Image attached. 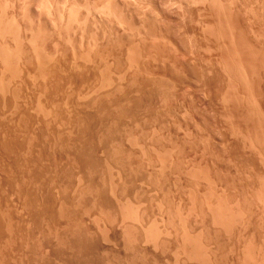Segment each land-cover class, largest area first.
Listing matches in <instances>:
<instances>
[{"label":"rangeland","instance_id":"374dc122","mask_svg":"<svg viewBox=\"0 0 264 264\" xmlns=\"http://www.w3.org/2000/svg\"><path fill=\"white\" fill-rule=\"evenodd\" d=\"M76 1H78V2H76ZM89 2H88V0H57V1L56 0H46V1L45 0H0V13H1L0 14V22H1L0 23V55L4 53V55L7 56L9 54L7 57H9V58L15 57L17 60H20V64H24L25 66H28V65L31 66L29 68H33V66H35V64L37 63L36 62L37 60L35 58L33 59V56H35L36 58L43 56V58L49 59L48 66L52 65L49 68L54 66L55 71H56V75L57 76L60 75L61 78L59 76L58 77L60 80L61 79L62 80L57 82L56 76L54 78L52 77L53 79H51V77L48 78V80H52V82H54V83L56 82L57 86L59 83L60 86H58V87H56V85H54V83H52L51 81H49V85L47 83H45L44 81L42 83H40L41 86H43L42 88L45 90V93L43 92L41 94L42 98L44 99L43 96H45V98H48L50 96L51 97H57V95L59 98L60 97H66V96L68 98V97H70L69 95L71 94L72 95L71 99L72 100L74 99L73 101H71V102H73L72 104L70 102L68 104L66 103L67 106L65 105V103L64 104L61 103V105H57L58 109L61 106L60 113H62L63 111L65 113L71 112L70 113V114H72L71 115V118H72L71 121H69V122H67V121L60 122L59 121L58 122V121H54L53 117H52V119H51V117L50 118L46 117V119H45L44 114L36 106L33 105L34 100L32 101V98L28 97L29 99H31V100H29L27 97L24 96V98L21 99L23 97V94L25 95L28 92L26 94V96H29V95L33 94L34 92H36V90H38L37 88H38L39 80L37 81L34 79V81H35V82H33L34 84L38 82V84L35 86L31 83L33 81L32 79H30L32 76H27V78L29 79L28 80L25 77V75H22V77L18 78V81L16 79V81H17L16 83L20 84V85L18 84L19 88H20L19 91L22 92V94L20 93L21 94L20 95L21 98L19 97L20 100H19V98L17 99L18 100L17 104H20V105H17V107L14 109H11L8 104L7 105L6 104L0 105V110L3 108L5 110V111L1 110L2 113L0 111V119H1L0 120V128H1L0 129V143H1L0 146H3V145L6 146V144L10 145V143H11V145L19 144L23 140V138H22L23 136L20 137L22 135V134H20L21 130H24L25 128L26 129H33V131L35 133H38V131H40V129L41 130L44 128L46 129L48 126H49L48 128H50V129H57V127L60 129H62V128L67 129L69 127L68 126V124H69L70 130H72V129L74 131L80 130L81 133L84 132L85 130L88 131L91 127H93L91 125L89 126L90 123H88L87 122L88 120H86L87 115H90V113H92L94 111V109L92 110L93 107L90 104L91 99L95 98L98 95H99L98 97L103 96L104 95L103 93L105 92V90L106 91L112 90L111 85H108V84H105V86H104V84L100 85V83L102 82L103 76L107 72L106 68H109V67L113 68V70L111 68H109L110 71H112V73H114L113 72L114 70L118 71V70L124 69L122 72L124 73V75L126 74L125 79L127 81L128 78H131L130 76L133 74V72L136 73L135 69L133 70V68H135V66H130L129 64L131 62L137 61V63L139 62L138 63L139 67H136V69L137 68H139V69H138V72L136 74L135 73L133 74V77L134 76L135 77L132 81L130 80L132 83L129 80L128 81L131 84L128 83V81L127 82L125 81L126 83H124V84H126V86L123 85L122 86L123 89L119 90V93L122 90L123 92H125V91L130 92V95L131 94H133V95L135 94L137 96L140 95V97L143 98V100H144V101H142L140 99L141 102L145 104L144 105L145 107H143L144 109H142V111H140L142 113V114L140 113V115L145 116V117L142 118L141 116H137L139 118L136 119L137 118L136 117L135 118L136 120L131 119V122H130V120H128L127 121L128 124H126L127 126L125 125V127H127L128 129L127 128L123 129L121 134L123 132H125V133H123L124 135L120 134L121 137L122 136L123 137L122 138L120 137L121 140H119V142H118L121 145L120 146L121 148L119 151H121V153L125 151L124 157L127 158L126 159V161H127L126 162L127 163L126 172L127 173L125 172V175H127L129 173L130 176L128 175L127 178H125V181L123 179L124 188L122 186L123 184H121V186H119V189L122 188V190L118 189L116 193L114 191H112L110 183H108L106 180H105V183L100 184V186L98 188V190H99L98 196H101V198L106 202V205L108 206V210L99 211V210H97L98 209L97 206L95 208H94V206L93 207L89 206L87 209H84V210L75 207L74 211L72 213H73V216L76 217V219L78 220V224H76L78 227H74L73 224L72 225L70 223L67 224V222L64 220V219H66V217L63 215L62 211H60V209L56 203L57 198H59L61 195V192H60L61 190H60L58 184H56V182H51V183L49 182L47 184L43 183V185H42V182L40 183V181H37V180H34V181L31 180L30 181V179H28V178H24L26 181L25 180L22 181L21 180L22 178H20V177H18L19 178V180H18L16 178L17 175L15 173H14L15 177L13 178L14 174H11V176H12L11 177L10 173H12V171L9 173V170H11V169L9 167H7L8 160H6V157L8 159V156L3 154L2 153L3 151H1V149H0V152L2 153V154L0 153V159H1L0 165L3 166V167L0 166V170H1L0 171V264H77V262L79 260L76 258V256L78 257V255L75 254L76 255L75 256L69 247V244L71 241V238H69L70 237L69 231H71V229L73 230L75 228H78V229L80 228V230L82 232L87 234V237H89L90 240H92V242L94 243L93 245L96 247L95 248L96 251L93 255H91V258L89 257V259L87 258L86 261H84L85 264H96V262H97V264H106V263L107 264H163V263L164 264H213V263H211V262H209L203 258V255L201 252L202 248H199L200 247L199 243L201 244L200 241L204 240V237H206L207 233H210L212 238L215 236V238L213 239L215 241V245L213 246V248L215 247L214 253L216 255L215 256L216 257V263H214V264H219V263L220 264H233V263L234 264H238V263H241V264L244 263L245 264V262L247 260H248L247 264H249V263L253 264V260L256 258V252H255L256 250H257V252L262 250L260 253L261 256L264 254V252H263L264 251V244H262V243H264V225H262V224H264V218H263L264 217V213H263L264 210L262 209L263 208L262 204L260 202L258 204L256 202L257 200H254V199L258 198V197H256L257 191L255 190V189H257V190L259 189L257 187L259 184L258 182L260 181L261 177L264 178V174H262V173H264V166H263L264 165V163H263L264 158L262 159V157L264 156L263 155L264 154V144H263L264 143V0H168L167 2H166V0H115V1L114 0H89ZM93 2H95V3H93ZM212 2H214V3H212ZM101 4H102V6H101ZM41 5L44 7H42ZM55 5H58V6H55ZM4 7H6V9ZM36 7H38V8H36ZM93 7H94V9H93ZM67 9H68V13L65 14L64 12H67ZM103 9H105V10H103ZM106 9H108V10H106ZM98 10H100V12ZM95 11H97V12L95 13ZM103 12L104 13L106 12V13L104 14ZM46 13L48 15H46ZM70 13L72 15H69ZM54 14L56 17L54 16ZM57 14H58V16H57ZM62 14H63V17H62ZM67 15H69V16L67 17ZM108 16H110V18ZM117 16H118V18H117ZM85 17H86V19H85ZM66 18H68L69 21ZM70 18H72V19H70ZM60 19H61V21L63 19L65 21L63 20V22H61ZM115 19L119 20V21H116ZM168 20L169 21L171 20V21L169 22ZM75 21L76 22L78 21V22L76 23ZM67 22H69V23H67ZM109 22H111V23H109ZM117 22H119V23H117ZM79 23H82V24H79ZM121 23H122V25H121ZM6 24H8V25H6ZM77 24H79L80 26L79 25L77 26ZM123 24H124V28L121 27V26H123ZM71 25L73 28L71 27ZM1 26H3V27H1ZM68 26H70V27H68ZM75 26L78 28H75ZM84 29H85V31H84ZM103 29H106V30H103ZM167 29H169V30H167ZM158 31H161V32L158 33ZM113 33H115V34H113ZM214 35H215V37H214ZM115 36H116V38H115ZM142 36H144V37H142ZM12 38H13V40H12ZM112 40H113V43H112ZM37 41H39V42H37ZM33 42H35V43L33 44ZM96 42H97V44H96ZM93 44H95V45H93ZM164 44L166 46H164ZM172 44L174 45V47ZM144 45H146V46H144ZM35 46H37V47H35ZM91 47L92 48L95 47V48L92 49ZM101 47H104V48H101ZM206 47H208V48L206 49ZM40 49H41V51H40ZM101 49L104 52V53L102 52L103 55L101 53ZM133 49H135V50H133ZM138 49H139V51H138ZM171 49H173V50H171ZM200 49H201V51H200ZM34 50H35V52H34ZM136 50H137V52H136ZM193 50H195V51H193ZM88 51L90 52L89 54H88ZM191 51H192V53H190ZM94 52L96 53L97 56L95 55ZM157 52H158V54H156ZM133 53L137 54V56ZM34 54H36L38 56H36ZM108 55H110V57ZM120 56H122V57H120ZM141 56H142V58H141ZM146 56H148V57H146ZM21 57H23V58H21ZM30 57H31V59H30ZM88 57H90V58H88ZM104 57H106V58H104ZM139 57H140V59H139ZM166 57L168 60L166 59ZM183 57H185L184 60H183ZM231 57H232V59L230 60ZM136 58H137V60H136ZM199 58H201V59L199 60ZM133 59H135V60H133ZM155 59H156V61H155ZM97 60H98V62H97ZM125 60H126V62H125ZM24 61H25V63H24ZM28 61H29V63H26ZM147 61H150V62L147 63ZM158 61H160V62H158ZM21 62H23V63H21ZM100 63H101V65H100ZM105 64H108L107 66H109V67H107V66L104 67ZM67 65L69 66V69L67 68L68 67ZM85 65H86V67H83ZM97 65H98V67H96ZM117 65L120 67H118ZM222 65H224V66L226 65V66L224 67ZM25 66H23V68H28ZM115 66L118 67L119 69L116 70L117 68ZM231 66H232V68H231ZM1 67H2V64L0 63V68ZM94 67L97 70L101 69L102 71L99 70V72H98V71H96V69H94ZM114 67L116 69H114ZM178 67L180 69H178ZM202 67H203V69H202ZM54 68H52V69L54 70ZM78 68H80V69H78ZM183 68H185V69H183ZM58 69H59V71H58ZM194 69H196V70H194ZM231 69H233V70H231ZM130 70H132V71H130ZM197 70H198V73H197ZM223 70H225V71H223ZM0 71H2V68L0 69ZM200 71H201V74L199 73ZM226 71H227V73H226ZM57 72H59L61 74H59V73L57 74ZM152 72L154 74H152ZM228 72L230 75L232 74L231 77L228 74ZM234 72H235V74L233 75ZM77 73H78V79H80L79 76L82 77V75L87 74V76L85 75V76H83V78L86 79L88 77L90 83H88L86 85L84 83L83 84L84 86L82 85L80 87L81 84L77 85V84H73L72 82H69V78H72L75 75H76L75 77H77ZM127 74H129L130 76L128 77ZM199 74L202 76V79H201V76ZM136 75H137L138 81L140 83L139 86L140 87L142 86L141 89H143V90H141L139 87L138 92H136L138 90L137 89L138 88L137 82L135 83V86L137 87L136 89L134 86H132L133 89L130 88L132 84L134 85V81H137ZM154 75H155V79H154ZM62 76H64V77H62ZM228 76H229V78H228ZM65 77L68 80L64 79ZM126 77H128V78H126ZM164 78H166V79H164ZM215 78L217 79V81L214 80ZM24 79L27 80V81L25 80V83H23ZM63 79L65 81H63ZM230 80H232V81H230ZM20 81L22 83H20ZM66 81H67V84H63V83H66ZM98 81H100V82H98ZM46 82H48V81H46ZM60 82H62L63 85ZM68 82L72 83V84H69ZM197 82H198V84H197ZM216 82H217V84H216ZM43 83H45V86L47 84V86L45 88H44ZM26 84H27V86H26ZM18 85H16V87ZM24 85L26 86L28 91ZM97 85H98V87H97ZM99 86H100V88H99ZM108 86H110V87L108 88ZM19 88L17 87V89H19ZM86 88L88 89V91ZM148 88H149V90H148ZM91 89H93V90H91ZM102 89H103V91H102ZM151 89H153V90H151ZM97 90H98V92H97ZM162 90H163V92H162ZM67 91H69V92H67ZM169 91H171V92H169ZM77 92H79L78 97H77ZM85 92H87L86 93L87 95L84 94ZM81 93H82V96H81ZM101 93L103 95L100 96ZM116 93H118V90ZM43 94H45V95H43ZM147 94H149V95H147ZM90 95L91 96L93 95V96L91 97ZM133 95H132V97L134 99ZM137 96L135 97V99H138ZM7 97H10V96H7ZM79 97H81V98L79 99ZM84 97H85V99H84ZM220 97H221V99H219ZM26 98L28 100H26ZM101 98H103V97H101ZM166 98H168V99H166ZM214 98H215V100H214ZM235 98H238L239 100L235 99ZM8 99L9 98H6V100H8ZM133 99L130 98V101L132 100V102H133ZM225 99H226V101H224ZM130 101L128 103H130V105H131L132 103ZM138 102H139V99H138ZM145 102L148 103V106L146 105ZM224 102H225V104H224ZM203 103H204V105H203ZM87 104H89L88 108H87ZM7 107H9V108H7ZM66 107L68 108V110ZM224 107H225V109H224ZM56 109H55V111H57L59 113V110L58 109L56 110ZM151 109H153V110H151ZM144 110L145 111L147 110V111L145 112ZM158 110H160V112ZM208 110H209V112H208ZM13 111H14V113H13ZM15 111H16V114L18 112L17 115H15ZM25 113H27V114H25ZM145 113H146V115H145ZM78 114H79V116H78ZM167 115H168V117H167ZM85 116H86V119L84 118V121H83V117H85ZM156 116H157V118H156ZM23 117H25V118H23ZM75 117L81 118V119L78 120ZM14 119H16V120L14 121ZM44 119L48 120L50 122L47 121V124H46V121ZM149 119H150V121H149ZM153 119H155V120H153ZM76 120L78 122H75ZM81 120H82V122H81ZM138 120H139V122H138ZM53 121L57 122V124H59V126L56 125ZM135 121H137V122L135 123ZM29 123H30V125H29ZM63 123H64V125L62 126ZM129 123H131V124H129ZM138 123H139V125H137ZM144 123H145V125L146 124L147 125L145 126ZM153 123H155V124H153ZM65 124H67V125H65ZM76 124H78V125H76ZM60 125L62 128L60 127ZM79 125L82 127H79ZM137 126H138V128H137ZM139 126L140 127L142 126V127L139 128ZM76 127H78L79 129ZM87 127H88V129H86ZM94 128H96V130H97V127H93L91 129L94 130ZM82 129H84V131ZM137 129H139V130H137ZM160 129H162V130H160ZM4 130H5V132H4ZM93 130H92V132H94ZM96 130H95V132H96ZM12 131H14L13 133H15V132L17 133L19 131L18 132L19 137L15 136L16 139H18L19 141L16 140L15 137H14L15 141L13 140L14 135L13 134L11 135ZM76 131L74 133H77ZM80 131H78V133ZM90 131L91 130H89L88 133L84 132L86 134L83 133L84 134L83 137L85 138V141L82 142V144L85 143L84 145H86V143H87L88 145L90 144L89 146H92L93 152L95 151L94 152L95 159L101 160V161L105 160L107 157V149L105 147L106 142H105L104 135H102L103 136V138H102V136H100V135L97 136L95 133L92 135V137H94L96 135L98 138H96V136H95L93 139V138H91V135H90L91 133L89 134ZM129 131H131V132H129ZM143 132H145V133H143ZM72 133L73 132H71V134ZM134 133H136V134H134ZM88 134L90 135V137ZM133 134H134V136H133L134 139L136 136H137L136 139H138V136L141 135V136H139L138 141L136 139L133 140V138L130 137ZM144 134H147V136L146 135L144 136ZM2 135H4V137ZM74 135H76V134H74ZM74 135L72 134L73 137H74ZM80 135H82V134H80ZM80 135L77 137H80ZM232 135H234V136H232ZM239 135H241V136H239ZM87 136L89 138H91L92 141H91V139L88 140V138H86ZM143 136H144V138H143ZM242 136H244L243 138H245V139H243ZM7 137H8V141H7ZM232 137H234V138H232ZM255 137L257 139H255ZM62 138L63 139L61 141L64 140L63 136H62ZM80 138H82V137H80ZM80 138H77V139L79 140ZM123 138H124V140H123ZM56 140L57 139H55V141ZM82 140H83V138H82ZM86 140L90 141V142L88 143ZM134 141H137V142H134ZM7 142H9V143H7ZM14 142H16V143H14ZM34 142H38L37 138L34 139ZM76 143H80V142L77 141ZM136 143H138L140 145H138ZM91 144H94V145H91ZM130 144H131V146H130ZM142 144H143V146H142ZM137 146L138 147L140 146V147L138 148ZM131 147L133 148V150ZM256 149H257V151H256ZM205 151H207V152H205ZM101 152H102V154H101ZM166 152H168V153H166ZM259 152H261V153L258 154ZM224 153H226V154H224ZM232 154H235V155H232ZM167 155H168V157H167ZM54 156L57 157V155H54ZM228 156L230 158H228ZM130 157H132V158H130ZM158 158H159V160H158ZM210 158H211V160H209ZM4 160H6L5 161L6 163H4ZM128 160H130V161H128ZM261 160H262V162H261ZM241 161H242V163H241ZM162 163H164V164L167 163V164H165V166H164V164H162ZM248 167L251 169H249ZM8 168H9V170L7 171ZM197 168L198 169L202 168V169H199V171H198ZM244 168H246V169H244ZM33 169L34 170H31L30 174L34 175V178H36L35 174L33 172L37 173V170H35V168H33ZM159 169H160V171H159ZM7 173L9 174L8 176H7ZM153 174H154V176H153ZM257 175L259 177L256 178ZM260 175H263V176H260ZM124 177H126V176H124ZM128 177H129V179H128ZM156 177H158V178H156ZM8 178L9 179H11V178L15 179L16 178V182H14V180L11 181ZM230 178L231 179L233 178L232 180L234 182ZM143 179H145L146 181ZM156 179L157 180L159 179L158 182ZM256 179H257V181H256ZM248 180H249V182H248ZM28 181L30 182V184ZM152 181L153 182L155 181V182L153 183ZM139 182H140V184H138ZM256 182H257V184H256ZM19 183H22V184H19ZM104 184H105V187H104ZM229 184H231V185H229ZM44 185L45 186L47 185V187L44 188V190L47 189V190H45V192H44V190H41V189H43V187H45ZM126 185L128 188H125ZM223 187H224V189L222 190ZM252 187H253V189H252ZM22 188L24 191L27 189V192L30 191V193L32 191L31 194L28 193L29 194L28 196L31 195L29 197L30 200L28 199V202H25V200L23 201V196L21 195L22 193L20 192L22 190ZM227 188L229 190H227ZM125 189H127V190H125ZM251 189H252V191H251ZM23 190H22V192H24ZM262 190L263 191L261 193H262L263 197L261 200L263 201L264 186H263ZM150 191H151V193H150ZM216 191H218V193H219V191L221 192V193H219V197H218V193H216ZM231 191H233L234 193ZM111 193H113V194H111ZM120 193H123V194H120ZM34 194L38 195V196L36 197ZM19 195H20V197H19ZM131 195H132V197H131ZM222 195H224V196H222ZM253 195H254V197H253ZM70 196H72L71 191H70ZM112 196H113V198H112ZM128 196L131 199H129ZM221 196H222V199H221ZM244 196H246V197L244 198ZM119 197H121L123 200L121 201V198H119ZM123 197H125V198H123ZM114 198H116V199H114ZM33 199H35V201ZM229 199H230V201H229ZM215 200H216V202H218V201L221 202L219 212L216 211V212H218L219 217L221 216L220 219L224 218V216H225V218H224L225 220L224 219L219 220V222H217L218 220H216V223L220 224V222H223L225 225L226 224L227 225L224 228V229H226V231L220 230V232H219V230L216 229V231L214 230V235H213V232L211 229V224H213L212 220H211L212 217H211L210 211L208 210V207H209V205H212V204L214 205ZM30 201H32L30 203L32 205L28 204ZM124 201H125V203H124ZM213 201H214V203H213ZM234 201H235V218L237 217L235 220H234V217L228 218V216L231 217V215L233 213L232 211H234V210L230 209V208H232V206H234L233 205ZM210 202H212V204ZM236 202L238 203V206L240 207V209L237 206ZM121 204H123V205H121ZM225 204H226V207H225ZM228 205L230 208L228 207ZM114 206H115V208H114ZM123 206H124V208H123ZM222 206H223V208H222ZM236 207H238V208L236 209ZM247 207L248 208L250 207L249 208L250 210L254 207L252 209V214L254 215V216L252 215V218L253 217L254 218L250 221H247V223L250 224L249 226L247 225L248 228L246 225L243 226L244 228L246 226L245 230H243V227L240 226L242 229L241 230V229L237 228L238 227L237 224L238 223L240 224L239 220L242 218L241 215L245 216ZM227 208L229 210H231V212L228 211ZM176 209H177V211H176ZM223 209H225L228 212H226ZM257 209L259 212H256ZM136 210H140L139 212L142 213V215H143L139 219L135 218L136 217L135 216ZM222 210H223V212H222ZM43 212H45L47 215L48 214L50 215V220L46 221L43 224H40V223H42L41 218H42ZM224 212L227 213V215H224L223 214ZM236 212H237L238 216L236 215ZM238 213H240V214H238ZM86 215H88V216H86ZM133 215H134V217H133ZM183 216H185V217H183ZM244 216H243V218H244ZM189 217H191V218H189ZM178 218H179V222H178ZM257 218H259V219H257ZM232 219H233V221H232ZM111 220H113V221H111ZM134 220L135 221L137 220V223ZM133 221H134V223H133ZM225 221H228L231 224H228ZM234 221L236 222L235 225H234ZM166 222H167V226L165 225ZM180 222L181 223L183 222L182 225L180 224ZM232 222H233L234 227L232 225ZM169 223H170V225H169ZM194 223H196V224H194ZM208 223H209V225H208ZM223 223H221V224H223ZM163 225L166 228L168 227L167 230L170 233H168V235H166V233H165L164 234L166 236V237H164L165 242L160 243L157 239V238H159L158 235L160 233L159 234H157V233L159 232V230H161V227H164ZM37 226H39V227H37ZM140 226L141 227L143 226V228L146 227L144 229L145 231L147 230L146 231L147 239H144L145 241L144 240L140 241V240H138V238L136 239L135 235L137 233L138 234L141 233V231H142L140 229ZM171 226H173V227H171ZM201 227L202 228L204 227L205 229L204 228L202 229ZM45 228H48L50 230L49 231L47 229L49 231V233L48 232H46V233L42 232V231H44ZM174 228H175V230H174ZM184 228H186L185 232L189 231L190 233H191V231L192 232L198 231V230L202 231L201 234L199 233L198 235H196L198 237V239H197V237L195 238L193 235H191L189 237L191 245H189L190 246L188 248L189 253H187V255H186V253L184 254V252L180 250L181 248L178 249V245L176 244V243H178V240L182 234V229L184 230ZM231 228H232V230H231ZM39 230H41V231H39ZM11 232H13V233H11ZM40 232L43 235L45 234L44 237ZM226 232L228 233V235ZM261 232H262V234H261ZM225 234H226V236H225ZM230 234H231V236H230ZM46 236H47V238H46ZM80 236H79V238L83 237V235L81 237ZM168 236H171V237H168ZM235 236L236 237L238 236L237 237L238 239ZM251 236L253 237L252 239H251ZM106 237H107V239H105ZM74 238H76V236ZM85 238H82V239L84 240ZM32 239H33V241H32ZM44 239H45V241H44ZM76 239H78V237ZM254 239H255V241H254ZM40 240H41L42 244H43V242H45V243L42 245ZM156 240H157V242H156ZM243 240H244V242H243ZM196 242H197V244H196ZM10 243H12V244H10ZM60 243H62V244L59 245ZM65 243H66V245H63ZM157 243H158V245H157ZM27 244H29L28 247H27ZM174 244L177 246H175ZM247 244H248V246H247ZM217 245L219 247H217ZM41 247L42 248L44 247L43 251L41 250L42 249ZM251 247H253V248H251ZM39 249H40V252H39ZM176 249H177V251H175ZM243 249H244V252H242ZM233 250H235V251L233 252ZM245 250H247V251H245ZM252 250H254V251H252ZM11 251L13 252V254ZM240 251L243 254L244 253L251 254V252H252V254L251 255H245L244 254L245 256H243V257H244V260H246L244 262L243 257H241L242 254ZM229 252H231V253H229ZM254 252H255V257L252 256V255H254ZM110 258H111V260H110ZM235 258H237V259L235 260ZM241 258H242V260L239 261ZM74 259H77L78 261L75 262ZM261 259H263V261H264V256H263V258L261 257ZM224 260H226V261H224ZM249 261H252V262H249ZM254 262H256V261L254 260ZM79 264H82V263H79Z\"/></svg>","mask_w":264,"mask_h":264},{"label":"bare ground","instance_id":"6f19581e","mask_svg":"<svg viewBox=\"0 0 264 264\" xmlns=\"http://www.w3.org/2000/svg\"><path fill=\"white\" fill-rule=\"evenodd\" d=\"M46 1V0H45ZM57 1V0H56ZM115 1V0H114ZM168 0H166V2H167ZM5 2V1H4ZM74 2V1H73ZM76 2H78V1H76ZM88 2H89V0H88ZM210 2V1H209ZM44 3V2H43ZM53 3V2H52ZM90 3V2H89ZM93 3H95V2H93ZM124 3V2H123ZM208 3V2H207ZM212 3H214V2H212ZM2 4V3H1ZM76 4V3H75ZM104 4V3H103ZM106 4V3H105ZM53 5V4H52ZM108 5V4H107ZM124 5V4H123ZM165 5V4H164ZM6 6V5H5ZM42 6V5H41ZM55 6H58V5H55ZM85 6V5H84ZM88 6V5H87ZM86 6V7H87ZM101 6H102V4H101ZM24 7V6H23ZM42 7H44V6H42ZM71 7V6H70ZM69 7V8H70ZM74 7V6H73ZM104 7V6H103ZM102 7V8H103ZM5 9H6V7H4ZM36 8H38V7H36ZM56 8V7H55ZM58 8V7H57ZM61 8V7H60ZM63 8V7H62ZM88 8V7H87ZM72 9V8H71ZM70 9V10H71ZM93 9H94V7H93ZM24 10V9H23ZM37 10V9H36ZM74 10V9H73ZM92 10V9H91ZM103 10H105V9H103ZM106 10H108V9H106ZM123 10V9H122ZM126 10V9H125ZM47 11V10H46ZM50 11V10H49ZM72 11V10H71ZM77 11V10H76ZM93 11V10H92ZM99 12H100V10H98ZM64 12V11H63ZM91 12V11H90ZM97 11H95V13H96ZM102 12V11H101ZM110 12V11H109ZM112 12V11H111ZM120 12V11H119ZM54 13V12H53ZM65 14L66 13H68V9H67V12H64ZM104 13V12H103ZM106 13V12H105ZM104 13V14H105ZM1 14V13H0ZM12 14V13H11ZM10 14V15H11ZM43 14V13H42ZM50 14V13H49ZM64 14V15H65ZM75 14V13H74ZM86 14V13H85ZM90 14V13H89ZM99 14V13H98ZM102 14V13H101ZM100 14V15H101ZM113 14V13H112ZM116 14V13H115ZM123 14V13H122ZM7 15V14H6ZM46 15H48L47 13H46ZM51 15V14H50ZM69 15H72L71 13L69 14ZM69 15H67V17L69 16ZM79 15V14H78ZM87 15V14H86ZM54 16H55V14H54ZM57 16H58V14H57ZM126 16V15H125ZM151 16V15H150ZM56 17V16H55ZM62 17H63V14H62ZM74 17V16H73ZM78 17V16H77ZM76 17V18H77ZM88 17V16H87ZM109 18H110V16H108ZM89 18V17H88ZM87 18V19H88ZM93 18V17H92ZM115 18V17H114ZM117 18H118V16H117ZM125 18V17H124ZM123 18V19H124ZM127 18V17H126ZM137 18V17H136ZM24 19V18H23ZM58 19V18H57ZM66 19H68V18H66ZM70 19H72V18H70ZM81 19V18H80ZM85 19H86V17H85ZM105 19V18H104ZM121 19V18H120ZM131 19V18H130ZM135 19V18H134ZM3 20V19H2ZM1 20V21H2ZM51 20V19H50ZM64 20V19H63ZM63 20L61 21V19H60V21L61 22H63ZM116 20V19H115ZM132 20V19H131ZM7 21V20H6ZM65 21V20H64ZM68 21H69V19H68ZM84 21V20H83ZM82 21V22H83ZM91 21V20H90ZM106 21V20H105ZM116 21H119V20H116ZM122 21V20H121ZM124 21V20H123ZM128 21V20H127ZM169 21V20H168ZM171 21V20H170ZM169 21V22H170ZM76 22V21H75ZM78 22V21H77ZM76 22V23H77ZM107 22V21H106ZM143 22V21H142ZM156 22V21H155ZM164 22V21H163ZM174 22V21H173ZM1 23V22H0ZM66 23V22H65ZM67 23H69V22H67ZM109 23H111V22H109ZM108 23V24H109ZM116 23V22H115ZM117 23H119V22H117ZM128 23V22H127ZM162 23V22H161ZM74 24V23H73ZM79 24H82V23H79ZM79 24H77V26L79 25ZM141 24V23H140ZM148 24V23H147ZM163 24V23H162ZM185 24V23H184ZM203 24V23H202ZM6 25H8V24H6ZM61 25V24H60ZM64 25V24H63ZM67 25V24H66ZM121 25H122V23H121ZM120 25V26H121ZM149 25V24H148ZM23 26V25H22ZM65 26V25H64ZM63 26V27H64ZM80 26V25H79ZM95 26V25H94ZM119 26V25H118ZM127 26V25H126ZM166 26V25H165ZM1 27H3V26H1ZM55 27V26H54ZM61 27V26H60ZM68 27H70V26H68ZM71 27H72V25H71ZM100 27V26H99ZM108 27V26H107ZM121 27H123L124 28V24H123V26H121ZM120 27V28H121ZM151 27V26H150ZM178 27V26H177ZM207 27V26H206ZM11 28V27H10ZM73 28V27H72ZM75 28H78V27H76L75 26ZM126 28V27H125ZM130 28V27H129ZM167 28V27H166ZM202 28V27H201ZM52 29V28H51ZM55 29V28H54ZM57 29V28H56ZM62 29V28H61ZM114 29V28H113ZM159 29V28H158ZM63 30V29H62ZM67 30V29H66ZM72 30V29H71ZM76 30V29H75ZM103 30H106V29H103ZM108 30V29H107ZM121 30V29H120ZM123 30V29H122ZM127 30V29H126ZM146 30V29H145ZM153 30V29H152ZM151 30V31H152ZM167 30H169V29H167ZM206 30V29H205ZM204 30V31H205ZM65 31V30H64ZM84 31H85V29H84ZM111 31V30H110ZM114 31V30H113ZM149 31V30H148ZM154 31V30H153ZM157 31V30H156ZM166 31V30H165ZM209 31V30H208ZM5 32V31H4ZM125 32V31H124ZM150 32V31H149ZM159 32H161V31H158V33ZM168 32V31H167ZM6 33V32H5ZM83 33V32H82ZM102 33V32H101ZM144 33V32H143ZM148 33V32H147ZM165 33V32H164ZM8 34V33H7ZM6 34V35H7ZM20 34V33H19ZM96 34V33H95ZM105 34V33H104ZM113 34H115V33H113ZM112 34V35H113ZM126 34V33H125ZM192 34V33H191ZM5 35V34H4ZM111 35V34H110ZM124 35V34H123ZM140 35V34H139ZM138 35V36H139ZM154 35V34H153ZM152 35V36H153ZM13 36V35H12ZM11 36V37H12ZM18 36V35H17ZM52 36V35H51ZM96 36V35H95ZM104 36V35H103ZM119 36V35H118ZM174 36V35H173ZM10 37V36H9ZM46 37V36H45ZM98 37V36H97ZM107 37V36H106ZM111 37V36H110ZM114 37V36H113ZM142 37H144V36H142ZM161 37V36H160ZM165 37V36H164ZM214 37H215V35H214ZM42 38V37H41ZM81 38V37H80ZM101 38V37H100ZM115 38H116V36H115ZM163 38V37H162ZM58 39V38H57ZM91 39V38H90ZM119 39V38H118ZM125 39V38H124ZM172 39V38H171ZM177 39V38H176ZM12 40H13V38H12ZM92 40V39H91ZM109 40V39H108ZM111 40V39H110ZM164 40V39H163ZM205 40V39H204ZM2 41V40H1ZM31 41V40H30ZM89 41V40H88ZM94 41V40H93ZM92 41V42H93ZM97 41V40H96ZM122 41V40H121ZM124 41V40H123ZM143 41V40H142ZM141 41V42H142ZM167 41V40H166ZM169 41V40H168ZM16 42V41H15ZM14 42V43H15ZM37 42H39V41H37ZM83 42V41H82ZM102 42V41H101ZM164 42V41H163ZM170 42V41H169ZM196 42V41H195ZM12 43V42H11ZM35 42H33V44H34ZM100 43V42H99ZM105 43V42H104ZM112 43H113V40H112ZM115 43V42H114ZM119 43V42H118ZM140 43V42H139ZM7 44V43H6ZM37 44V43H36ZM55 44V43H54ZM96 44H97V42H96ZM109 44V43H108ZM170 44V43H169ZM3 45V44H2ZM30 45V44H29ZM41 45V44H40ZM88 45V44H87ZM93 45H95V44H93ZM111 45V44H110ZM109 45V46H110ZM119 45V44H118ZM123 45V44H122ZM143 45V44H142ZM173 45V44H172ZM188 45V44H187ZM190 45V44H189ZM6 46V45H5ZM9 46V45H8ZM90 46V45H89ZM88 46V47H89ZM97 46V45H96ZM144 46H146V45H144ZM148 46V45H147ZM151 46V45H150ZM163 46V45H162ZM164 46H166L165 44H164ZM191 46V45H190ZM2 47V46H1ZM7 47V46H6ZM33 47V46H32ZM35 47H37V46H35ZM44 47V46H43ZM113 47V46H112ZM138 47V46H137ZM136 47V48H137ZM156 47V46H155ZM169 47V46H168ZM173 47H174V45H173ZM200 47V46H199ZM92 48V47H91ZM93 48H95V47H93ZM92 48V49H93ZM99 48V47H98ZM101 48H104V47H101ZM106 48V47H105ZM111 48V47H110ZM121 48V47H120ZM176 48V47H175ZM174 48V49H175ZM185 48V47H184ZM202 48V47H201ZM208 47H206V49H207ZM4 49V48H3ZM7 49V48H6ZM5 49V50H6ZM14 49V48H13ZM45 49V48H44ZM156 49V48H155ZM163 49V48H162ZM166 49V48H165ZM8 50V49H7ZM57 50V49H56ZM108 50V49H107ZM111 50V49H110ZM114 50V49H113ZM116 50V49H115ZM121 50V49H120ZM133 50H135V49H133ZM158 50V49H157ZM170 50V49H169ZM171 50H173V49H171ZM185 50V49H184ZM198 50V49H197ZM209 50V49H208ZM9 51V50H8ZM33 51V50H32ZM40 51H41V49H40ZM76 51V50H75ZM82 51V50H81ZM93 51V50H92ZM138 51H139V49H138ZM141 51V50H140ZM165 51V50H164ZM167 51V50H166ZM193 51H195V50H193ZM200 51H201V49H200ZM10 52V51H9ZM34 52H35V50H34ZM38 52V51H37ZM80 52V51H79ZM98 52V51H97ZM103 51H102V49H101V53H102ZM119 52V51H118ZM136 52H137V50H136ZM145 52V51H144ZM170 52V51H169ZM186 52V51H185ZM8 53V52H7ZM11 53V52H10ZM26 53V52H25ZM28 53V52H27ZM40 53V52H39ZM56 53V52H55ZM63 53V52H62ZM90 52L88 51V54H89ZM95 53V52H94ZM99 53V52H98ZM97 53V54H98ZM104 53V52H103ZM103 53H102V55H103ZM111 53V52H110ZM114 53V52H113ZM190 53H192V51L190 52ZM6 54V53H5ZM14 54V53H13ZM17 54V53H16ZM31 54V53H30ZM38 54V53H37ZM73 54V53H72ZM77 54V53H76ZM80 54V53H79ZM92 54V53H91ZM133 54H135V53H133ZM154 54V53H153ZM156 54H158V52L156 53ZM194 54V53H193ZM9 55V54H8ZM7 55V56H8ZM28 55V54H27ZM26 55V56H27ZM34 55H36V54H34ZM39 55V54H38ZM38 55H36V56H38ZM95 55H96V53H95ZM111 55V54H110ZM110 55H108L109 57H110ZM116 55V54H115ZM118 55V54H117ZM127 55V54H126ZM136 56H137V54H135ZM191 55V54H190ZM197 55V54H196ZM6 55H4V53L3 54H1L0 55V63L2 64V71H0L1 73H0V105H9V107L11 108V109H14V108H16L17 107V105H20V104H17V99L20 97V95L22 94V92H20L19 90H20V88H19V85L16 83L17 81H18V78H20V77H22V75H25V77L27 78V76H32L30 79H32L31 81V83L33 84V85H37L38 84V82L37 83H33V82H35L34 81V79L35 80H39V84L40 83H42L43 81L45 82V83H47L48 85H49V81H51L52 82V80H48V78H50L51 77V79H53L55 76H56V81L57 82H59V81H61L60 79H59V77L61 78V76L60 75H56V71H55V68H54V66L53 67H51V68H49L50 66H52V65H50V66H48V61H49V59H47V58H43V56L42 57H39V58H36L35 56H33V59L35 58L37 61V63L35 64V66H33V68H29V67H31V66H25L24 64H20V60H17L15 57L14 58H9V57H7ZM11 56V55H10ZM24 56V55H23ZM29 56V55H28ZM63 56V55H62ZM65 56V55H64ZM84 56V55H83ZM97 56V55H96ZM139 56V55H138ZM151 56V55H150ZM172 56V55H171ZM12 57V56H11ZM45 57V56H44ZM120 57H122V56H120ZM146 57H148V56H146ZM152 57V56H151ZM202 57V56H201ZM221 57V56H220ZM21 58H23V57H21ZM51 58V57H50ZM75 58V57H74ZM73 58V59H74ZM78 58V57H77ZM84 58V57H83ZM88 58H90V57H88ZM101 58V57H100ZM104 58H106V57H104ZM112 58V57H111ZM126 58V57H125ZM124 58V59H125ZM141 58H142V56H141ZM177 58V57H176ZM184 58L185 57H183V60H184ZM204 58V57H203ZM27 59V58H26ZM30 59H31V57H30ZM47 59V60H46ZM53 59V58H52ZM81 59V58H80ZM97 59V58H96ZM95 59V60H96ZM108 59V58H107ZM139 59H140V57H139ZM147 59V58H146ZM152 59V58H151ZM166 59H167V57H166ZM171 59V58H170ZM173 59V58H172ZM201 58H199V60H200ZM205 59V58H204ZM232 59V57L230 58V60ZM234 59V58H233ZM94 60V59H93ZM102 60V59H101ZM104 60V59H103ZM119 60V59H118ZM133 60H135V59H133ZM136 60H137V58H136ZM153 60V59H152ZM151 60V61H152ZM165 60V59H164ZM168 60V59H167ZM174 60V59H173ZM226 60V59H225ZM23 61V60H22ZM35 61V60H34ZM105 61V60H104ZM120 61V60H119ZM155 61H156V59H155ZM162 61V60H161ZM219 61V60H218ZM235 61V60H234ZM60 62V61H59ZM74 62V61H73ZM77 62V61H76ZM95 62V61H94ZM97 62H98V60H97ZM113 62V61H112ZM118 62V61H117ZM125 62H126V60H125ZM129 62V61H128ZM136 62V63H135ZM135 62H131L129 65L130 66H135V68H133V70L135 69V71H136V73L138 72V69L139 68H137L136 69V67H139V62L137 63V61H135ZM148 62H150V61H147V63ZM158 62H160V61H158ZM165 62V61H164ZM227 62V61H226ZM21 63H23V62H21ZM24 63H25V61H24ZM26 63H29V61L28 62H26ZM31 63V62H30ZM35 63V62H34ZM67 63V62H66ZM84 63V62H83ZM110 63V62H109ZM116 63V62H115ZM146 63V64H147ZM153 63V62H152ZM157 63V62H156ZM174 63V62H173ZM182 63V62H181ZM187 63V62H186ZM224 63V62H223ZM232 63V62H231ZM230 63V64H231ZM235 64V63H234ZM54 65V64H53ZM87 65V64H86ZM86 65L85 66H83V67H86ZM90 65V64H89ZM100 65H101V63H100ZM99 65V66H100ZM108 64H105L104 65V67L105 66H107ZM116 65V64H115ZM124 65V64H123ZM122 65V66H123ZM141 65V64H140ZM148 65V64H147ZM150 65V64H149ZM157 65V64H156ZM171 65V64H170ZM176 65V64H175ZM184 65V64H183ZM219 65V64H218ZM232 65V64H231ZM23 66H25V67H28V68H23ZM65 66V65H64ZM68 66V65H67ZM103 66V65H102ZM114 66V65H113ZM112 66V67H113ZM118 66V65H117ZM166 66V65H165ZM169 66V65H168ZM222 66H224V65H222ZM226 66V65H225ZM224 66V67H225ZM230 66V65H229ZM96 67H98V65L96 66ZM107 67H109V66H107ZM116 67V66H115ZM114 67V69H116V70H118L119 68L118 67H120V66H118V67H116L115 68ZM152 67V66H151ZM181 67V66H180ZM234 67V66H233ZM0 68V69H1ZM52 68H54V70L52 69ZM66 68V67H65ZM68 69H69V66L67 67ZM91 68V67H90ZM93 68V67H92ZM109 68H111V67H109ZM109 68H106L107 69V72H106V74L103 76V79H102V82L100 83V85L101 84H104V86H105V84H108V85H111V87H112V90H108V91H106L105 90V92L102 94H100V96L101 95H103V96H101V97H103V98H101V97H98V96H96L95 98H93V99H91V102H90V104L92 105V110L94 109V111L92 112V113H90V115H87V119H86V116L85 117H83V121H84V118L86 119V120H88L87 122L88 123H90L89 124V126L91 125V126H93V127H97V130H96V128H94V130L93 129H91V128H93V127H91L89 130H91L90 132H89V134L91 135V138H93L94 139V137L97 135H100V136H102V135H104V137H105V142H106V145H105V147H106V149H107V157H106V159L105 160H97V159H95V156H94V152H93V148H92V146H89L87 143H86V145H84L85 143H83L82 144V142H84L85 141V138L83 137L84 136V134H86V133H88V131H84V129H82L84 132H86V133H84V132H82L81 133V131L80 130H78V131H80L79 133H78V131H76L77 133H74L75 131L73 130H70V125L68 124V128L67 129H64V128H62L61 127V125H60V127L62 128V129H60V128H58L57 127V129H50V128H44V129H40V131H38V133H35L34 131H33V129H24V130H21V133L20 134H22L20 137H22L23 138V140L19 143V144H15V145H11V143H10V145H8V144H6V146H4L3 144V146H0V149H1V151H3L2 153L3 154H5V155H7L8 156V159H7V157H6V160H8V164H7V167H9L11 170H9V168L7 169V171L9 170V173L12 171V173H10V176H11V174H16L17 175V179L19 180V178L18 177H20V178H22L21 180L22 181H24L25 179L24 178H28V179H30V181L31 180H37V181H40V183L42 182V185H43V183L44 184H47V183H51V182H56V184H58V186H59V188H60V192H61V195H60V197L59 198H57V201H56V203H57V205H58V207H59V209H60V211H62V213H63V215L66 217V219H64L66 222H67V224H73L74 225V227H78L76 224H78V220L76 219V217H74L73 216V211H74V208L76 207V208H79V209H82V210H84V209H87L89 206H94V208L97 206V210H99V211H105V210H108V206L106 205V202L101 198V196H98L99 194V190H98V188H99V186H100V184H102V183H105V180L108 182V183H110V185H111V189H112V191H114L115 193L117 192V190L119 189V186H121V184H123L122 186H123V188H124V181H125V178H127V176L129 175V173L127 174V175H125V172H126V167H127V161H126V157H124V152H122L121 153V151H119L120 150V143H118L119 142V140H121L120 139V137H121V135L123 134V133H125V132H123L122 134H121V132L123 131V129H125V128H127V127H125V125L126 124H128L127 123V121L128 120H130V122H131V119H135L137 116H141L142 118L143 117H145V116H142V115H140V111H142V109H144L143 107H145L144 105V103H142L141 102V100L142 101H144L143 100V98H141L140 97V95H133V94H131L130 95V92H123L122 90H121V94L119 93V90L120 89H123L122 88V86L123 85H125L126 86V84H124V83H126L128 80L130 81H132L133 79H134V77H133V74L135 73V72H133V74L130 76L129 74H127L128 75V77L130 76L131 78H128V77H126V78H128L127 79V81H126V79H125V75H124V73L122 72L124 69H121V70H118V71H113L114 73H112V71H110V69ZM122 68V67H121ZM131 68V67H130ZM143 68V67H142ZM165 68V67H164ZM186 68V67H185ZM185 68H183V69H185ZM209 68V67H208ZM223 68V67H222ZM229 68V67H228ZM227 68V69H228ZM231 68H232V66H231ZM235 68V67H234ZM76 69V68H75ZM78 69H80V68H78ZM84 69V68H83ZM94 69H96L95 67H94ZM99 69V68H98ZM112 70H113V68H111ZM141 69V68H140ZM145 69V68H144ZM178 69H180L179 67H178ZM198 69V68H197ZM201 69V68H200ZM202 69H203V67H202ZM225 69V68H224ZM61 70V69H60ZM99 70H101V69H99ZM99 70H97L96 69V71H98L99 72ZM127 70V69H126ZM146 70V69H145ZM169 70V69H168ZM177 70V69H176ZM194 70H196V69H194ZM221 70V69H220ZM231 70H233V69H231ZM235 70V69H234ZM9 73H8V72ZM58 71H59V69H58ZM85 71V70H84ZM92 71V70H91ZM102 71V70H101ZM104 71V70H103ZM130 71H132V70H130ZM141 71V70H140ZM143 71V70H142ZM175 71V70H174ZM178 71V70H177ZM218 71V70H217ZM223 71H225V70H223ZM238 71V70H237ZM75 72V71H74ZM125 72V71H124ZM146 72V71H145ZM144 72V73H145ZM194 72V71H193ZM210 72V71H209ZM215 72V71H214ZM230 72V71H229ZM229 72H228V74H229ZM59 72H57V74H58ZM80 73V72H79ZM135 73V74H136ZM197 73H198V70H197ZM200 74H201V71L199 72ZM204 73V72H203ZM226 73H227V71H226ZM231 73V72H230ZM59 74H61V73H59ZM75 74V73H74ZM152 74H154L153 72H152ZM161 74V73H160ZM178 74V73H177ZM192 74V73H191ZM195 74V73H194ZM199 74V75H200ZM211 74V73H210ZM235 74V72L233 73V75ZM87 76V74H84V75H82V77L81 76H79L80 77V79H78V73H77V77H75V76H73L72 78H69V82H72L73 84H81L80 85V87L85 83V85L86 84H88V83H90L89 82V78L87 77L86 79L85 78H83V76ZM138 75V74H137ZM137 75H136V77H137ZM146 75V74H145ZM230 75V74H229ZM232 75V74H231ZM231 75H230V77H231ZM93 76V75H92ZM201 76V75H200ZM214 76V75H213ZM226 76V75H225ZM53 77V78H52ZM62 77H64V76H62ZM68 77V76H67ZM146 77V76H145ZM157 77V76H156ZM193 77V76H192ZM196 77V76H195ZM215 77V76H214ZM218 77V76H217ZM83 78V79H82ZM142 78V77H141ZM150 78V77H149ZM162 78V77H161ZM190 78V77H189ZM200 78V77H199ZM226 78V77H225ZM228 78H229V76H228ZM16 79H17V81H16ZM28 79V78H27ZM64 79H66V80H68L66 77L64 78ZM63 79V81H65ZM91 79V78H90ZM154 79H155V75H154ZM164 79H166V78H164ZM201 79H202V76H201ZM219 79V78H218ZM25 80L26 79H24L23 81V83H25ZM29 80V79H28ZM42 80V81H41ZM55 80V79H54ZM137 81H134V85L132 84L131 85V89H133V87L132 86H134L135 87V89L137 88L136 86H135V83L137 82L138 84H137V86H138V90L136 91V92H138L139 91V85H140V83H139V81H138V77H137V79H136ZM140 80V79H139ZM150 80V79H149ZM148 80V81H149ZM204 80V79H203ZM202 80V81H203ZM208 80V79H207ZM214 80H216L217 81V79L215 78ZM27 81V80H26ZM41 81V82H40ZM46 81H48V82H46ZM126 81V82H125ZM128 81V83H130ZM147 81V80H146ZM154 81V80H153ZM165 81V80H164ZM209 81V80H208ZM213 81V80H212ZM229 81V80H228ZM230 81H232V80H230ZM30 82V81H29ZM68 82V83H69ZM79 82V83H78ZM98 82H100V81H98ZM144 82V81H143ZM159 82V81H158ZM157 82V83H158ZM161 82V81H160ZM220 82V81H219ZM218 82V83H219ZM20 83H22L21 81H20ZM45 83H43V85H44V88L47 86V84H46V86H45ZM52 83H54V82H52ZM51 83V84H52ZM61 84H62V82H60ZM72 83H69V84H72ZM132 83V82H131ZM130 83V84H131ZM153 83V82H152ZM215 83V82H214ZM38 84V90H36V92H34L33 94H31V95H29V96H26V94L28 93H26L25 95L23 94V97L21 98V99H23L24 98V96L25 97H29V98H32V101L34 100V106H36L43 114H44V117H45V119H46V117H48V118H50L51 117V119H52V117H53V120L54 121H60V122H64V121H67V122H69V121H71L72 120V118H71V115L72 114H70L71 112H69V113H65L63 110V112L62 113H60V108H61V106H60V108L58 109V106L57 105H61V103H65V105H66V103L68 104L69 102L72 104L73 102H71V101H73L72 99H71V94L69 95L70 97H68L67 98V96L66 97H58V95H57V97H48V98H45V96H43L44 97V99L42 98V93L44 92L45 93V90L42 88L43 86H41V84L39 85ZM50 84V85H51ZM57 83L55 82L54 83V85H56ZM63 84H67V81H66V83H63ZM62 84V85H63ZM99 84V83H98ZM129 84V85H130ZM146 84V83H145ZM156 84V83H155ZM154 84V85H155ZM197 84H198V82H197ZM203 84V83H202ZM207 84V83H206ZM216 84H217V82H216ZM16 85H18L17 87L19 88V89H17V87H16ZM128 85V86H129ZM151 85V84H150ZM158 85V84H157ZM213 85V84H212ZM232 85V84H231ZM25 86V85H24ZM26 86H27V84H26ZM26 86H25V88H26ZM58 86H60L59 85V83H58ZM57 85H56V87H58ZM70 86V85H69ZM76 86V85H75ZM84 86V85H83ZM124 86V87H125ZM162 86V85H161ZM203 86V85H202ZM21 87V86H20ZM30 87V86H29ZM64 87V86H63ZM74 87V86H73ZM97 87H98V85H97ZM110 86H108V88H109ZM142 87V86H141ZM141 87H140V89H141ZM24 88V89H25ZM61 88V87H60ZM99 88H100V86H99ZM129 88V87H128ZM129 88V89H130ZM157 88V87H156ZM161 88V87H160ZM23 89V90H24ZM27 89V88H26ZM30 89V88H29ZM47 89V88H46ZM62 89V88H61ZM67 89V88H66ZM72 89V88H71ZM87 89V88H86ZM98 89V88H97ZM111 89V88H110ZM126 89V88H125ZM163 89V88H162ZM57 90V89H56ZM73 90V89H72ZM91 90H93V89H91ZM90 90V91H91ZM117 90H118V93H116L117 92ZM128 90V89H127ZM141 90H143V89H141ZM148 90H149V88H148ZM151 90H153V89H151ZM160 90V89H159ZM27 91H28V89H27ZM32 91V90H31ZM76 91V90H75ZM80 91V90H79ZM87 91H88V89H87ZM95 91V90H94ZM93 91V92H94ZM102 91H103V89H102ZM130 91V90H129ZM209 91V90H208ZM216 91V90H215ZM62 92V91H61ZM66 92V91H65ZM67 92H69V91H67ZM73 92V91H72ZM81 92V91H80ZM92 92V93H93ZM97 92H98V90H97ZM152 92V91H151ZM159 92V91H158ZM162 92H163V90H162ZM161 92V93H162ZM169 92H171V91H169ZM174 92V91H173ZM21 93V94H20ZM25 93V92H24ZM32 93V92H31ZM56 93V92H55ZM64 93V92H63ZM78 93L79 92H77V97H78ZM87 92H85L84 94H86ZM95 93V92H94ZM132 93V92H131ZM134 93V92H133ZM160 93V92H159ZM202 93V92H201ZM47 94V93H46ZM57 94V93H56ZM61 94V93H60ZM90 94V93H89ZM96 94V93H95ZM98 94V93H97ZM139 94V93H138ZM143 94V93H142ZM141 94V95H142ZM218 94V93H217ZM43 95H45V94H43ZM48 95V94H47ZM55 95V94H54ZM68 95V94H67ZM75 95V94H74ZM80 95V94H79ZM87 95V94H86ZM132 95L134 96V99H133V97H132ZM147 95H149V94H147ZM214 95V94H213ZM7 96H10V97H7ZM53 96V95H52ZM61 96V95H60ZM63 96V95H62ZM81 96H82V93H81ZM91 96V95H90ZM93 96V95H92ZM91 96V97H92ZM138 97V99H139V102H138V99H135V97ZM203 96V95H202ZM211 96V95H210ZM140 97V98H139ZM154 97V96H153ZM6 98H9L8 100H6ZM20 98H19V100H20ZM26 98V100H28ZM81 97H79V99H80ZM87 98V97H86ZM90 98V97H89ZM130 98H132L133 99V102H132V100L130 101ZM152 98V97H151ZM159 98V97H158ZM216 98V97H215ZM215 98H214V100H215ZM78 99V98H77ZM76 99V100H77ZM78 99V100H79ZM84 99H85V97H84ZM141 99V100H140ZM166 99H168V98H166ZM173 99V98H172ZM186 99V98H185ZM199 99V98H198ZM219 99H221V97L219 98ZM224 99V98H223ZM235 99H238V98H235ZM25 100V101H26ZM29 100H31V99H29ZM147 100V99H146ZM150 100V99H149ZM152 100V99H151ZM171 100V99H170ZM195 100V99H194ZM229 100V99H228ZM239 100V99H238ZM131 102L132 104L130 105V103H128V102ZM148 101V100H147ZM146 101V102H147ZM155 101V100H154ZM166 101V100H165ZM181 101V100H180ZM202 101V100H201ZM217 101V100H216ZM220 101V100H219ZM224 101H226V99L224 100ZM75 102V101H74ZM88 102V101H87ZM145 102V103H146ZM156 102V101H155ZM164 102V101H163ZM212 102V101H211ZM23 103V102H22ZM29 103V102H28ZM128 103V104H127ZM195 103V102H194ZM209 103V102H208ZM223 103V102H222ZM26 104V103H25ZM160 104V103H159ZM163 104V103H162ZM224 104H225V102H224ZM228 104V103H227ZM28 105V104H27ZM32 105V104H31ZM88 105L89 104H87V108H88ZM146 105L148 106V103H146ZM196 105V104H195ZM203 105H204V103H203ZM67 106V105H66ZM5 107V106H4ZM9 107H7V108H9ZM29 107V106H28ZM59 110V113L57 112V111H55V109L56 108ZM63 107V106H62ZM153 107V106H152ZM165 107V106H164ZM6 108V109H7ZM35 108V107H34ZM36 108V109H37ZM67 108V107H66ZM65 108V109H66ZM170 108V107H169ZM174 108V107H173ZM193 108V107H192ZM10 109V110H11ZM30 109V108H29ZM56 109V110H57ZM64 109V108H63ZM75 109V108H74ZM79 109V108H78ZM83 109V108H82ZM90 109V108H89ZM146 109V108H145ZM161 109V108H160ZM205 109V108H204ZM224 109H225V107H224ZM1 110H4V108L3 109H1ZM0 110V111H1ZM67 110H68V108H67ZM70 110V109H69ZM151 110H153V109H151ZM260 110V109H259ZM5 111V110H4ZM12 111V110H11ZM19 111V110H18ZM66 111V110H65ZM76 111V110H75ZM145 111V110H144ZM147 111V110H146ZM145 111V112H146ZM159 112H160V110H158ZM174 111V110H173ZM25 112V111H24ZM80 112V111H79ZM84 112V111H83ZM139 112V113H138ZM208 112H209V110H208ZM1 113H2V111H1ZM9 113V112H8ZM13 113H14V111H13ZM12 113V114H13ZM166 113V112H165ZM187 113V112H186ZM205 113V112H204ZM203 113V114H204ZM4 114V113H3ZM17 114H18V112H17ZM16 114V111H15V115H17ZM25 114H27V113H25ZM139 114V115H138ZM142 114V113H141ZM144 114V113H143ZM156 114V113H155ZM158 114V113H157ZM170 114V113H169ZM174 114V113H173ZM211 114V113H210ZM260 114V113H259ZM9 115V114H8ZM30 115V114H29ZM83 115V114H82ZM145 115H146V113H145ZM262 115V114H261ZM2 116V115H1ZM11 116V115H10ZM21 116V115H20ZM25 116V115H24ZM78 116H79V114H78ZM148 116V115H147ZM151 116V115H150ZM149 116V117H150ZM165 116V115H164ZM12 117V116H11ZM26 117V116H25ZM25 117H23V118H25ZM140 117V118H141ZM152 117V116H151ZM150 117V118H151ZM163 117V116H162ZM167 117H168V115H167ZM13 118V117H12ZM47 118V119H48ZM76 119H78V120H80L81 118H77V117H75ZM139 117H137L136 119H138ZM156 118H157V116H156ZM161 118V117H160ZM198 118V117H197ZM34 119V118H33ZM44 119V120H45ZM135 119V120H136ZM145 119V118H144ZM152 119V118H151ZM208 119V118H207ZM212 119V118H211ZM1 120V119H0ZM10 120V119H9ZM16 119H14V121H15ZM31 120V119H30ZM38 120V119H37ZM49 120V119H48ZM48 120H45L46 121V124H47V121ZM75 120V119H74ZM140 120V119H139ZM139 120H138V122H139ZM146 120V119H145ZM148 120V119H147ZM153 120H155V119H153ZM190 120V119H189ZM13 121V122H14ZM53 121V122H54ZM149 121H150V119H149ZM48 122H50V121H48ZM75 122H78L77 120L75 121ZM74 122V123H75ZM81 122H82V120H81ZM134 122V121H133ZM132 122V123H133ZM137 121H135V123H136ZM146 122V121H145ZM153 122V121H152ZM19 123V122H18ZM33 123V122H32ZM56 125H58L59 126V124H57V122H54ZM53 123V124H54ZM72 123V122H71ZM86 123V122H85ZM149 123V122H148ZM159 123V122H158ZM231 123V122H230ZM34 124V123H33ZM49 124V123H48ZM61 124V123H60ZM129 124H131V123H129ZM143 124V123H142ZM152 124V123H151ZM153 124H155V123H153ZM14 125V124H13ZM29 125H30V123H29ZM52 125V124H51ZM64 125V123L62 124V126ZM65 125H67V124H65ZM76 125H78V124H76ZM82 125V124H81ZM86 125V124H85ZM135 125V124H134ZM133 125V126H134ZM137 125H139V123L137 124ZM144 125H145V123H144ZM143 125V126H144ZM147 125V124H146ZM145 125V126H146ZM157 125V124H156ZM33 126V125H32ZM42 126V125H41ZM127 126V125H126ZM149 126V125H148ZM175 126V125H174ZM35 127V126H34ZM45 127V126H44ZM79 127H82V126H80L79 125ZM102 127V128H101ZM136 127V126H135ZM142 127V126H141ZM140 126H139V128H141ZM19 128V127H18ZM33 128V127H32ZM66 128V127H65ZM76 128H78V127H76ZM137 128H138V126H137ZM151 128V127H150ZM156 128V127H155ZM1 129V128H0ZM38 129V128H37ZM75 129V128H74ZM79 129V128H78ZM81 129V128H80ZM86 129H88V127L86 128ZM128 129V128H127ZM126 129V130H127ZM132 129V128H131ZM136 129V128H135ZM168 129V128H167ZM233 129V128H232ZM7 130V129H6ZM10 130V129H9ZM14 130V129H13ZM18 130V129H17ZM92 130L94 131V132H92ZM95 130H96V132H95ZM100 130V131H99ZM137 130H139V129H137ZM141 130V129H140ZM152 130V129H151ZM160 130H162V129H160ZM159 130V131H160ZM188 130V129H187ZM193 130V129H192ZM196 130V129H195ZM230 130V129H229ZM241 130V129H240ZM36 131V130H35ZM142 131V130H141ZM150 131V130H149ZM148 131V132H149ZM175 131V130H174ZM231 131V130H230ZM242 131V130H241ZM4 132H5V130H4ZM3 132V133H4ZM14 131H12L11 132V135L13 134L14 136H13V140L15 141V139H16V137L15 136H17V137H19L18 135V132L16 133H13ZM71 132H73L72 134L74 135V134H76V135H74V137L76 138H74L73 136H72V134H71ZM129 132H131V131H129ZM162 132V131H161ZM10 133V132H9ZM84 133V134H83ZM96 133V135L94 136V137H92V135L93 134H95ZM143 133H145V132H143ZM186 133V132H185ZM191 133V132H190ZM217 133V132H216ZM71 134V135H70ZM78 134V135H77ZM80 134H82V135H80ZM88 134V135H89ZM121 134V135H120ZM134 134H136V133H134ZM134 134L132 135V136H130L131 138H133V140H135L136 139V137H135V139H134ZM140 134V133H139ZM142 134V133H141ZM10 135V134H9ZM80 135V137H82L83 138V140H82V138H80V137H77V136H79ZM90 135H89V137H90ZM124 135V134H123ZM126 135V134H125ZM143 135V134H142ZM147 136V134H144V136ZM243 135V134H242ZM3 137H4V135H2ZM62 136L64 137V140L63 141H61L63 138H62ZM86 136V135H85ZM96 136V138H98ZM127 136V135H126ZM139 136H141V135H139ZM139 136H138V139H139ZM144 136H143V138H144ZM149 136V135H148ZM227 136V135H226ZM232 136H234V135H232ZM239 136H241V135H239ZM250 136V135H249ZM14 137H15V139H14ZM88 136L86 137V138H88V140L89 139H91V138H89ZM123 137V136H122ZM121 137V138H122ZM244 136H242V138H243ZM258 137V136H257ZM35 138H37V141L38 142H34V139ZM77 138H80L79 140L77 139ZM102 138H103V136H102ZM232 138H234V137H232ZM262 138V137H261ZM55 139H57L56 141H55ZM138 139H136L137 141H138ZM203 139V138H202ZM243 139H245V138H243ZM248 139V138H247ZM255 139H257L256 137H255ZM5 140V139H4ZM16 140H18V139H16ZM50 140V141H49ZM52 140V141H51ZM55 142H54V141ZM123 140H124V138H123ZM127 140V139H126ZM131 140V139H130ZM148 140V139H147ZM146 140V141H147ZM7 141H8V137H7ZM19 141V140H18ZM80 142V143H76V142ZM87 141V140H86ZM91 141H92V139H91ZM137 141H134V142H137ZM140 141V140H139ZM242 141V140H241ZM249 141V140H248ZM252 141V140H251ZM10 142V141H9ZM9 142H7V143H9ZM52 142V143H51ZM88 143L90 142V141H87ZM103 142V141H102ZM128 142V141H127ZM132 142V141H131ZM133 142V143H134ZM141 142V141H140ZM139 142V143H140ZM143 142V141H142ZM195 142V141H194ZM230 142V141H229ZM256 142V141H255ZM259 142V141H258ZM14 143H16V142H14ZM18 143V142H17ZM166 143V142H165ZM202 143V142H201ZM250 143V142H249ZM248 143V144H249ZM1 144V143H0ZM13 144V143H12ZM136 144H138V143H136ZM144 144V143H143ZM143 144H142V146H143ZM258 144V143H257ZM264 144V143H263ZM91 145H94V144H91ZM100 145V144H99ZM129 145V144H128ZM138 145H140V144H138ZM226 145V144H225ZM254 145V144H253ZM130 146H131V144H130ZM203 146V145H202ZM227 146V145H226ZM100 147V146H99ZM136 147V146H135ZM138 147V146H137ZM140 147V146H139ZM138 147V148H139ZM253 147V146H252ZM103 148V147H102ZM132 148V147H131ZM137 148V149H138ZM224 148V147H223ZM229 148V147H228ZM227 148V149H228ZM244 148V147H243ZM128 149V148H127ZM141 149V148H140ZM200 149V148H199ZM231 149V148H230ZM241 149V148H240ZM132 150H133V148H132ZM171 150V149H170ZM203 150V149H202ZM248 150V149H247ZM263 150V149H262ZM261 150V151H262ZM130 151V150H129ZM166 151V150H165ZM256 151H257V149H256ZM182 152V151H181ZM205 152H207V151H205ZM263 152V151H262ZM1 153V152H0ZM1 153V154H2ZM105 153V152H104ZM166 153H168V152H166ZM244 153V152H243ZM261 152H259L258 154H260ZM101 154H102V152H101ZM129 154V153H128ZM204 154V153H203ZM224 154H226V153H224ZM54 155H57V157L56 156H54ZM132 155V154H131ZM134 155V154H133ZM169 155V154H168ZM168 155H167V157H168ZM210 155V154H209ZM221 155V154H220ZM232 155H235V154H232ZM264 155V154H263ZM130 156V155H129ZM194 156V155H193ZM204 156V155H203ZM242 156V155H241ZM261 156V155H260ZM104 157V156H103ZM128 157V156H127ZM164 157V156H163ZM171 157V156H170ZM232 157V156H231ZM234 157V156H233ZM262 157V156H261ZM260 157V158H261ZM100 158V157H99ZM130 158H132V157H130ZM136 158V157H135ZM172 158V157H171ZM228 158H230L229 156H228ZM235 158V157H234ZM233 158V159H234ZM264 158V156L262 157V159ZM3 159V158H2ZM222 159V158H221ZM227 159V158H226ZM1 160V159H0ZM6 160H4V163H6L5 161ZM158 160H159V158H158ZM202 160V159H201ZM204 160V159H203ZM209 160H211V158L209 159ZM220 160V159H219ZM128 161H130V160H128ZM162 161V160H161ZM177 161V160H176ZM188 161V160H187ZM192 161V160H191ZM252 161V160H251ZM255 161V160H254ZM264 161V160H263ZM2 162V161H1ZM164 162V161H163ZM166 162V161H165ZM172 162V161H171ZM244 162V161H243ZM261 162H262V160H261ZM147 163V162H146ZM212 163V162H211ZM231 163V162H230ZM241 163H242V161H241ZM250 163V162H249ZM264 163V162H263ZM3 164V163H2ZM162 164H164V163H162ZM165 164H167V163H165ZM165 164H164V166H165ZM175 164V163H174ZM173 164V165H174ZM229 164V163H228ZM248 164V163H247ZM253 164V163H252ZM4 165V164H3ZM6 165V164H5ZM204 165V164H203ZM210 165V164H209ZM216 165V164H215ZM244 165V164H243ZM263 165V164H262ZM0 166H2V165H0ZM168 166V165H167ZM171 166V165H170ZM248 166V165H247ZM264 166V165H263ZM3 167V166H2ZM6 167V166H5ZM142 167V166H141ZM140 167V168H141ZM144 167V166H143ZM237 167V166H236ZM253 167V166H252ZM33 168H35V170H37V173L36 172H33L34 174H35V177L36 178H34V175H31L30 173H31V170H34ZM164 168V167H163ZM243 168V167H242ZM249 168V167H248ZM132 169V168H131ZM147 169V168H146ZM153 169V168H152ZM179 169V168H178ZM181 169V168H180ZM198 169V168H197ZM199 169H202V168H199ZM199 169H198V171H199ZM244 169H246V168H244ZM249 169H251V168H249ZM257 169V168H256ZM262 169V168H261ZM4 170V169H3ZM164 170V169H163ZM173 170V169H172ZM175 170V169H174ZM1 171V170H0ZM6 171V172H7ZM129 171V170H128ZM159 171H160V169H159ZM168 171V170H167ZM189 171V170H188ZM262 171V170H261ZM3 172V171H2ZM153 172V171H152ZM216 172V171H215ZM245 172V171H244ZM127 173V172H126ZM193 173V172H192ZM241 173V172H240ZM253 173V172H252ZM15 174H14V176H13V178L15 177ZM155 174V173H154ZM154 174H153V176H154ZM160 174V173H159ZM208 174V173H207ZM213 174V173H212ZM257 174V173H256ZM262 174H264V173H262ZM9 174L7 173V176H8ZM170 175V174H169ZM225 175V174H224ZM124 176H126V177H124ZM130 176V175H129ZM134 176V175H133ZM143 176V175H142ZM158 176V175H157ZM161 176V175H160ZM165 176V175H164ZM171 176V175H170ZM206 176V175H205ZM214 176V175H213ZM260 176H263V175H260ZM12 177V176H11ZM132 177V176H131ZM185 177V176H184ZM234 177V176H233ZM257 177H259L258 175L256 176V178ZM13 178H11V179H9V180H14V182H16V178L15 179H13ZM156 178H158V177H156ZM205 178V177H204ZM263 177H261L260 178V181L258 182L259 184H258V190L257 189H255L257 192V196L256 197H258L257 199H254V200H257L256 202L259 204V202L262 204V209L264 210V198H263V201L261 200L262 199V189H263V186H264V178L262 179ZM6 179V178H5ZM123 179H124V181H123ZM128 179H129V177H128ZM132 179V178H131ZM153 179V178H152ZM193 179V178H192ZM231 179V178H230ZM233 179V178H232ZM231 179V180H232ZM248 179V178H247ZM7 180V179H6ZM127 180V179H126ZM143 180H145V179H143ZM157 180V179H156ZM159 180V179H158ZM158 180H157V182H158ZM259 180V179H258ZM26 181V180H25ZM32 181V182H33ZM123 181V182H122ZM137 181V180H136ZM146 181V180H145ZM148 181V180H147ZM161 181V180H160ZM186 181V180H185ZM222 181V180H221ZM233 181V180H232ZM256 181H257V179H256ZM18 182V181H17ZM20 182V181H19ZM29 182V181H28ZM143 182V181H142ZM153 182V181H152ZM155 182V181H154ZM153 182V183H154ZM166 182V181H165ZM225 182V181H224ZM234 182V181H233ZM248 182H249V180H248ZM129 183V182H128ZM193 183V182H192ZM230 183V182H229ZM243 183V182H242ZM4 184V183H3ZM6 184V183H5ZM19 184H22V183H19ZM24 184V183H23ZM29 184H30V182H29ZM33 184V183H32ZM138 184H140V182L138 183ZM256 184H257V182H256ZM18 185V184H17ZM26 185V184H25ZM51 185V184H50ZM160 185V184H159ZM188 185V184H187ZM229 185H231V184H229ZM263 185V186H262ZM8 186V185H7ZM23 186V185H22ZM34 186V185H33ZM45 186V185H44ZM103 186V185H102ZM130 186V185H129ZM132 186V185H131ZM151 186V185H150ZM235 186V185H234ZM248 186V185H247ZM254 186V185H253ZM12 187V186H11ZM26 187V186H25ZM47 187V185L45 186V187H43V189H41V190H44V188H46ZM104 187H105V184H104ZM221 187V186H220ZM219 187V188H220ZM229 187V186H228ZM18 188V187H17ZM28 188V187H27ZM30 188V187H29ZM58 188V187H57ZM125 188H128L127 187V185L125 186ZM139 188V187H138ZM160 188V187H159ZM9 189V188H8ZM121 190H122V188H120ZM119 189V190H120ZM130 189V188H129ZM153 189V188H152ZM224 189V187L222 188V190ZM235 189V188H234ZM252 189H253V187H252ZM252 189H251V191H252ZM22 190H23V188H22ZM22 190L19 192L22 196H23V201L25 200V202H28V199H29V197L31 196H28L29 194L28 193H30V191H28L27 192V189L24 191V192H22ZM33 190V189H32ZM37 190V189H36ZM39 190V189H38ZM45 190H47V189H45ZM45 190H44V192H45ZM125 190H127V189H125ZM227 190H229L228 188H227ZM8 191V190H7ZM70 191L72 192V196H70ZM221 191V190H220ZM219 191V193H221ZM5 192V191H4ZM9 192V191H8ZM41 192V191H40ZM111 192V191H110ZM123 192V191H122ZM126 192V191H125ZM130 192V191H129ZM231 192H233V191H231ZM31 193H32V191H31ZM30 193V194H31ZM132 193V192H131ZM150 193H151V191H150ZM149 193V194H150ZM216 193H218V191H216ZM219 193H218V197H219ZM223 193V192H222ZM234 193V192H233ZM232 193V194H233ZM6 194V193H5ZM18 194V193H17ZM36 194V193H35ZM34 194V195H35ZM111 194H113V193H111ZM120 194H123V193H120ZM126 194V193H125ZM130 194V193H129ZM139 194V193H138ZM58 195V194H57ZM234 195V194H233ZM240 195V194H239ZM264 195V194H263ZM36 197L38 196V195H35ZM111 196V195H110ZM118 196V195H117ZM124 196V195H123ZM141 196V195H140ZM150 196V195H149ZM222 196H224V195H222ZM222 196H221V199H222ZM248 196V195H247ZM19 197H20V195H19ZM28 197V198H27ZM115 197V196H114ZM131 197H132V195H131ZM135 197V196H134ZM217 197V198H218ZM232 197V196H231ZM243 197V196H242ZM246 196H244V198H245ZM253 197H254V195H253ZM261 197V198H260ZM112 198H113V196H112ZM119 198H121V197H119ZM123 198H125V197H123ZM127 198V197H126ZM128 198H129V196H128ZM127 198V199H128ZM138 198V197H137ZM226 198V197H225ZM233 198V197H232ZM22 199V198H21ZM32 199V198H31ZM36 199V198H35ZM35 199H33L34 201H35ZM114 199H116V198H114ZM129 199H131V198H129ZM220 199V198H219ZM231 199V198H230ZM230 199H229V201H230ZM30 200V199H29ZM123 199L121 198V201H122ZM135 200V199H134ZM217 200V199H216ZM216 200H215V204L213 205L212 204V202H210L212 205H209V207H208V210L210 211V213H211V220H212V223L213 224H211V229H212V232H213V235H214V230L216 231V229L217 230H219V232H220V230H225L226 231V229H224L225 228V226L227 225H225L223 222H220V224L219 223H216V220H218L217 222H219V220H223L224 218H225V216H224V218H222V219H220L221 218V216L219 217V214H218V212H219V210H220V203L221 202H216ZM227 200V199H226ZM225 200V201H226ZM249 200V199H248ZM37 201V200H36ZM117 201V200H116ZM115 201V202H116ZM120 201V200H119ZM118 201V202H119ZM209 201V200H208ZM224 201V200H223ZM232 201V200H231ZM243 201V200H242ZM247 201V200H246ZM245 201V202H246ZM24 202V203H25ZM32 201H30L28 204H30ZM108 202V201H107ZM134 202V201H133ZM233 202V201H232ZM250 202V201H249ZM124 203H125V201H124ZM213 203H214V201H213ZM237 203V202H236ZM243 203V202H242ZM247 203V202H246ZM253 203V202H252ZM35 204V203H34ZM54 204V203H53ZM111 204V203H110ZM115 204V203H114ZM133 204V203H132ZM131 204V205H132ZM209 204V203H208ZM228 204V203H227ZM241 204V203H240ZM244 204V203H243ZM242 204V205H243ZM257 204V205H258ZM260 204V205H261ZM27 205V204H26ZM30 205H32V204H30ZM36 205V204H35ZM116 205V204H115ZM121 205H123V204H121ZM126 205V204H125ZM134 205V204H133ZM142 205V204H141ZM179 205V204H178ZM233 205L234 206H232V208H230L229 207V205H228V207L230 208V209H232V210H234V211H232L233 213H232V215H231V217H229L228 216V218H233L234 217V220L237 218H235V201H234V203H233ZM255 205V204H254ZM28 206V205H27ZM177 206V205H176ZM237 206H238V203H237ZM248 206V205H247ZM250 206V205H249ZM253 206V205H252ZM122 207V206H121ZM141 207V206H140ZM207 207V206H206ZM225 207H226V204H225ZM239 207V206H238ZM238 207H236V209L238 208ZM22 208V207H21ZM20 208V209H21ZM28 208V207H27ZM26 208V209H27ZM114 208H115V206H114ZM123 208H124V206H123ZM222 208H223V206H222ZM221 208V209H222ZM250 208V207H249ZM248 207H247V210H246V214H245V216L244 215H241L242 216V218L239 220L240 221V224L238 223L237 224V228L238 229H241V227L240 226H244V225H250L249 223H247V221H250V220H252L253 218H252V209L254 208H252L251 210L249 209ZM261 208V207H260ZM127 209V208H126ZM181 209V208H180ZM199 209V208H198ZM207 209V208H206ZM226 209V208H225ZM225 209H223V210H225ZM228 209V208H227ZM239 209H240V207H239ZM238 209V210H239ZM249 209V210H248ZM259 209V208H258ZM258 209H257V211L256 212H259L258 211ZM76 210V209H75ZM207 210V211H208ZM223 210H222V212H223ZM256 210V209H255ZM261 210V209H260ZM140 210H136V213H135V218L136 219H139V218H141V216H143L142 215V213H140L139 212ZM176 211H177V209H176ZM200 211V210H199ZM216 211H218V212H216ZM226 211V210H225ZM228 211H230L231 212V210H229L228 209ZM228 211H226V212H228ZM240 211V210H239ZM11 212V211H10ZM20 212V211H19ZM96 212V211H95ZM159 212V211H158ZM163 212V211H162ZM190 212V211H189ZM221 212V211H220ZM229 212V213H230ZM238 212V211H237ZM237 212H236V215H237ZM243 212V211H242ZM94 213V212H93ZM101 213V212H100ZM105 213V212H104ZM115 213V212H114ZM264 213V212H263ZM133 214V213H132ZM181 214V213H180ZM183 214V213H182ZM208 214V213H207ZM224 215H227V213H223ZM238 214H240V213H238ZM16 215V214H15ZM22 215V214H21ZM190 215V214H189ZM222 215V214H221ZM230 215V214H229ZM86 216H88V215H86ZM203 216V215H202ZM207 216V215H206ZM238 216V215H237ZM240 216V215H239ZM243 216H244V218H243ZM254 216V215H253ZM260 216V215H259ZM19 217V216H18ZM17 217V218H18ZM111 217V216H110ZM114 217V216H113ZM133 217H134V215H133ZM175 217V216H174ZM181 217V216H180ZM183 217H185V216H183ZM219 217V218H218ZM223 217V216H222ZM257 217V216H256ZM108 218V217H107ZM112 218V217H111ZM161 218V217H160ZM167 218V217H166ZM188 218V217H187ZM189 218H191V217H189ZM227 218V219H228ZM264 218V217H263ZM21 219V218H20ZM87 219V218H86ZM89 219V218H88ZM113 219V218H112ZM132 219V218H131ZM163 219V218H162ZM177 219V218H176ZM206 219V218H205ZM244 219V220H243ZM257 219H259V218H257ZM19 220V219H18ZM41 220H42V223H40V224H43V223H45L46 221H49L50 220V215L48 214H46L45 212H43L42 213V218H41ZM133 220V219H132ZM182 220V219H181ZM225 220V219H224ZM230 220V219H229ZM262 220V219H261ZM111 221H113V220H111ZM135 221V220H134ZM134 221H133V223H134ZM175 221V220H174ZM210 221V220H209ZM232 221H233V219H232ZM263 221V220H262ZM37 222V221H36ZM88 222V221H87ZM110 222V221H109ZM130 222V221H129ZM136 223H137V220L135 221ZM178 222H179V218H178ZM186 222V221H185ZM225 222H227L228 224H231L230 222H228V221H225ZM256 222V221H255ZM12 223V222H11ZM10 223V224H11ZM31 223V222H30ZM54 223V222H53ZM59 223V222H58ZM63 223V222H62ZM183 223V222H182ZM182 223L180 222V224L182 225ZM188 223V222H187ZM193 223V222H192ZM197 223V222H196ZM196 223H194V224H196ZM207 223V222H206ZM221 223H223V224H221ZM235 221H234V225H235ZM247 223V224H246ZM160 224V223H159ZM158 224V225H159ZM199 224V223H198ZM203 224V223H202ZM38 225V224H37ZM48 225V224H47ZM108 225V224H107ZM155 225V224H154ZM166 226H167V222H166V224H165ZM169 225H170V223H169ZM179 225V224H178ZM184 225V224H183ZM200 225V224H199ZM208 225H209V223H208ZM232 225H233V222H232ZM231 225V226H232ZM234 225H233V227H234ZM262 225H264V224H262ZM10 226V225H9ZM8 226V227H9ZM20 226V225H19ZM51 226V225H50ZM152 226V225H151ZM164 226V225H163ZM176 226V225H175ZM193 226V225H192ZM203 226V225H202ZM229 226V225H228ZM246 226H245V228H246ZM248 226H247V228H248ZM257 226V225H256ZM27 227V226H26ZM37 227H39V226H37ZM48 227V226H47ZM53 227V226H52ZM55 227V226H54ZM60 227V226H59ZM171 227H173V226H171ZM181 227V226H180ZM179 227V228H180ZM185 227V226H184ZM205 227V226H204ZM203 227V228H204ZM232 227V228H233ZM240 227V228H239ZM10 228V227H9ZM17 228V227H16ZM49 228V227H48ZM48 228H45L44 229V231H42L43 233L45 232H48L49 233V229ZM146 228V227H145ZM145 228H143V226L141 227L140 226V229L142 230L141 231V233H137L135 236H136V239L138 238V240H144V239H147V233H146V231L144 230ZM152 228V227H151ZM156 228V227H155ZM158 228V227H157ZM182 228V227H181ZM192 228V227H191ZM202 228V227H201ZM200 228V229H201ZM202 228V229H203ZM227 228V227H226ZM232 228H231V230H232ZM236 228V227H235ZM245 228L243 227V230H245ZM253 228V227H252ZM40 229V228H39ZM49 231H48V230ZM160 229V228H159ZM168 227L166 228L165 226L164 227H161V230H159V232L157 233V234H159L158 235V237L159 238H157L158 239V241L160 242V243H164L165 242V238L164 237H166L164 234L166 233V235H168V233H170V232H168ZM172 229V228H171ZM185 229L186 228H184V230L182 229V234H181V236H180V238H179V240H178V243H176L177 245H178V249H180L181 251H183L184 252V254L186 253V255H187V253H189L188 251H189V245H191L190 244V240H189V237L191 236V235H193L195 238L197 237L196 235H198L199 233L201 234L202 233V231L201 230H198V231H191V233L188 231V232H185ZM205 229V228H204ZM208 229V228H207ZM259 229V228H258ZM262 229V228H261ZM260 229V230H261ZM43 230V229H42ZM46 230V231H45ZM52 230V229H51ZM58 230V229H57ZM105 230V229H104ZM174 230H175V228H174ZM173 230V231H174ZM242 230V229H241ZM248 230V229H247ZM252 230V229H251ZM257 230V229H256ZM13 231V230H12ZM31 231V230H30ZM39 231H41V230H39ZM177 231V230H176ZM187 231V230H186ZM221 231V232H222ZM262 231V230H261ZM10 232V231H9ZM37 232V231H36ZM55 232V231H54ZM70 232V237L69 238H71V241H70V244H69V247H70V250L72 251V253L75 255H78V257L76 256V258L79 260H77V259H74L75 260V262L76 261H78L77 262V264H79V263H82V264H85V262L84 261H86V259L88 258L89 259V257L91 258V255H93L94 253H95V251H96V247L93 245L94 243L92 242V240H90V238L89 237H87V234H85L84 232H82L81 230H80V228L78 229V228H75V229H71V231H69ZM110 232V231H109ZM154 232V231H153ZM207 232V231H206ZM218 232V231H217ZM233 232V231H232ZM235 232V231H234ZM249 232V231H248ZM263 232V231H262ZM262 232H261V234H262ZM11 233H13V232H11ZM41 233V232H40ZM101 233V232H100ZM105 233V232H104ZM172 233V232H171ZM190 233V234H189ZM205 233V232H204ZM224 233V232H223ZM222 233V234H223ZM227 233V232H226ZM230 233V232H229ZM253 233V232H252ZM257 233V232H256ZM9 234V233H8ZM15 234V233H14ZM42 234V233H41ZM54 234V233H53ZM82 236L83 235V237H81L80 235ZM242 234V233H241ZM247 234V233H246ZM251 234V233H250ZM11 235V234H10ZM9 235V236H10ZM43 235V234H42ZM45 235V234H44ZM44 235H43V237H44ZM107 235V234H106ZM109 235V234H108ZM152 235V234H151ZM162 235V236H161ZM203 235V234H202ZM227 235H228V233H227ZM235 235V234H234ZM233 235V236H234ZM243 235V234H242ZM254 235V234H253ZM257 235V234H256ZM35 236V235H34ZM41 236V235H40ZM39 236V237H40ZM53 236V235H52ZM76 236V238L78 237V239H76V238H74ZM79 236L81 237V238H79ZM154 236V235H153ZM192 236V237H193ZM225 236H226V234H225ZM230 236H231V234H230ZM244 236V235H243ZM86 237V238H85ZM104 237V236H103ZM151 237V236H150ZM162 237V238H161ZM168 237H171V236H168ZM177 237V236H176ZM218 237V236H217ZM228 237V236H227ZM236 237V236H235ZM238 237V236H237ZM236 237V238H237ZM246 237V236H245ZM29 238V237H28ZM34 238V237H33ZM46 238H47V236H46ZM45 238V239H46ZM82 238H85L84 240L82 239ZM102 238V237H101ZM149 238V237H148ZM161 238V239H160ZM200 238V237H199ZM215 238V236L212 238L211 237V235H210V233H207V235H206V237H204V240H202V241H200L201 242V244L199 243V245H200V247L199 248H202L201 249V252H202V255H203V258L204 259H206L207 261H209V262H211V263H216V255H215V253H214V249H215V247L213 248V246L215 245V241L213 240ZM235 238V239H236ZM253 237L251 236V239H252ZM45 239H44V241H45ZM56 239V238H55ZM82 239V240H81ZM104 239V238H103ZM105 239H107V237L105 238ZM169 239V238H168ZM176 239V238H175ZM197 239H198V237H197ZM196 239V240H197ZM231 239V238H230ZM238 239V238H237ZM6 240V239H5ZM8 240V239H7ZM59 240V239H58ZM134 240V239H133ZM177 240V239H176ZM200 240V239H199ZM217 240V239H216ZM222 240V239H221ZM229 240V239H228ZM263 240V239H262ZM32 241H33V239H32ZM56 241V240H55ZM136 241V240H135ZM145 241V240H144ZM150 241V240H149ZM153 241V240H152ZM250 241V240H249ZM254 241H255V239H254ZM8 242V241H7ZM26 242V241H25ZM30 242V241H29ZM40 242H41V240H40ZM57 242V241H56ZM110 242V241H109ZM156 242H157V240H156ZM155 242V243H156ZM177 242V241H176ZM192 242V241H191ZM230 242V241H229ZM234 242V241H233ZM238 242V241H237ZM243 242H244V240H243ZM246 242V241H245ZM261 242V241H260ZM27 243V242H26ZM25 243V244H26ZM45 242H43V244H44ZM142 243V242H141ZM148 243V242H147ZM151 243V242H150ZM221 243V242H220ZM247 243V242H246ZM251 243V242H250ZM10 244H12V243H10ZM41 244H42V242H41ZM40 244V245H41ZM42 244V245H43ZM62 243H60L59 245H61ZM196 244H197V242H196ZM233 244V243H232ZM240 244V243H239ZM238 244V245H239ZM262 244H264V243H262ZM28 245L29 244H27V247H28ZM38 245V244H37ZM41 245V246H42ZM46 245V244H45ZM44 245V246H45ZM63 245H66V243L65 244H63ZM151 245V244H150ZM155 245V244H154ZM157 245H158V243H157ZM167 245V244H166ZM175 245V244H174ZM177 245H175V246H177ZM198 245V246H199ZM242 245V244H241ZM259 245V244H258ZM12 246V245H11ZM48 246V245H47ZM50 246V245H49ZM56 246V245H55ZM226 246V245H225ZM247 246H248V244H247ZM251 246V245H250ZM260 246V245H259ZM54 247V246H53ZM103 247V246H102ZM161 247V246H160ZM196 247V246H195ZM217 247H219L218 245H217ZM246 247V246H245ZM12 248V247H11ZM38 248V247H37ZM42 248V247H41ZM44 248V247H43ZM43 248L41 249L42 251H43ZM127 248V247H126ZM227 248V247H226ZM238 248V247H237ZM248 248V247H247ZM251 248H253V247H251ZM98 249V248H97ZM137 249V248H136ZM197 249V248H196ZM225 249V248H224ZM231 249V248H230ZM245 249V248H244ZM244 249L242 250V252H244ZM256 249V248H255ZM23 250V249H22ZM26 250V249H25ZM104 250V249H103ZM110 250V249H109ZM166 250V249H165ZM218 250V249H217ZM241 250V249H240ZM248 250V249H247ZM247 250H245V251H247ZM16 251V250H15ZM30 251V250H29ZM175 251H177V249L175 250ZM230 251V250H229ZM235 250H233V252H234ZM238 251V250H237ZM249 251V250H248ZM252 251H254V250H252ZM259 251V250H258ZM262 251V250H261ZM261 251H259V252H257V250L255 251L256 252V258L254 259L256 262H254V260H253V264L255 263H257V264H264V261H263V259H261V257L263 258V256H264V254L261 256ZM12 252V251H11ZM25 252V251H24ZM27 252V251H26ZM38 252V251H37ZM39 252H40V249H39ZM133 252V251H132ZM180 252V251H179ZM182 252V253H183ZM232 252V253H233ZM241 252V251H240ZM241 252V254H242V256L241 257H243V256H245V255H251L252 254V252H251V254H246V253H242ZM255 252H254V255H252L253 257H255ZM264 252V251H263ZM177 253V252H176ZM181 253V254H182ZM219 253V252H218ZM221 253V252H220ZM224 253V252H223ZM229 253H231V252H229ZM228 253V254H229ZM238 253V252H237ZM250 253V252H249ZM12 254H13V252H12ZM15 254V253H14ZM137 254V253H136ZM183 254V255H184ZM8 255V254H7ZM20 255V254H19ZM22 255V254H21ZM40 255V254H39ZM220 255V254H219ZM237 255V254H236ZM10 256V255H9ZM31 256V255H30ZM37 256V255H36ZM107 256V255H106ZM221 256V255H220ZM251 256V257H252ZM19 257V256H18ZM49 257V256H48ZM81 257V258H80ZM103 257V256H102ZM232 257V256H231ZM230 257V258H231ZM240 257V256H239ZM13 258V257H12ZM11 258V259H12ZM101 258V257H100ZM104 258V257H103ZM113 258V257H112ZM187 258V257H186ZM238 258V257H237ZM237 258H235V260L237 259ZM249 258V257H248ZM7 259V258H6ZM108 259V258H107ZM166 259V258H165ZM174 259V258H173ZM183 259V258H182ZM246 259V258H245ZM251 259V258H250ZM249 259V260H250ZM9 260V259H8ZM106 260V259H105ZM110 260H111V258H110ZM114 260V259H113ZM186 260V259H185ZM239 260V259H238ZM242 260V258L239 260V261H241ZM243 260H244V257H243ZM18 261V260H17ZM39 261V260H38ZM84 263H83V262ZM183 261V260H182ZM198 261V260H197ZM204 261V260H203ZM224 261H226V260H224ZM234 261V260H233ZM246 260H244V262H245ZM248 261V260H247ZM247 261L245 262V264H247ZM263 261V262H262ZM7 262V261H6ZM20 262V261H19ZM186 262V261H185ZM189 262V261H188ZM249 262H252V261H249ZM248 262V263H249ZM259 262V263H258ZM18 263V262H17ZM99 263V262H98ZM148 263V262H147ZM205 263V262H204ZM96 264H97V262H96ZM107 264V263H106ZM164 264V263H163ZM220 264V263H219ZM234 264V263H233ZM238 264H241V263H238ZM242 264H244V263H242ZM249 264H251V263H249Z\"/></svg>","mask_w":264,"mask_h":264}]
</instances>
